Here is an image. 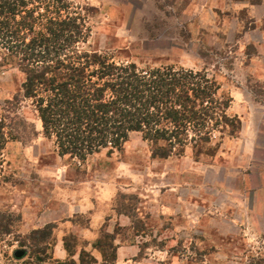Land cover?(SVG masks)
Wrapping results in <instances>:
<instances>
[{
  "label": "rangeland",
  "instance_id": "374dc122",
  "mask_svg": "<svg viewBox=\"0 0 264 264\" xmlns=\"http://www.w3.org/2000/svg\"><path fill=\"white\" fill-rule=\"evenodd\" d=\"M67 2L88 30L83 50L204 73L233 101L227 112L240 131L213 133L210 154L187 146L167 158L154 157L138 133L119 151L84 160L59 156L41 137L6 143L0 212L18 221L11 237H0V264H108L92 246L105 235L109 250L110 241L124 247L114 264H264V201L254 194L264 187V0ZM23 80L14 64L0 66V115ZM14 111L32 120L26 103ZM246 210L255 232L245 237L235 224ZM47 224L45 249L31 232ZM57 243L63 259L53 256Z\"/></svg>",
  "mask_w": 264,
  "mask_h": 264
},
{
  "label": "trees",
  "instance_id": "16d2710c",
  "mask_svg": "<svg viewBox=\"0 0 264 264\" xmlns=\"http://www.w3.org/2000/svg\"><path fill=\"white\" fill-rule=\"evenodd\" d=\"M68 8L67 0H0V66L14 64L24 75L20 93L0 115V155L10 141L41 137L59 156L84 160L103 150L119 151L138 133L154 147V157L167 158L187 146L197 154L214 152L213 133L237 136L240 120L227 112L231 98L212 78L172 65L115 62L83 50L88 30ZM20 103H26L31 121L14 111ZM11 216L0 212V237L12 236L18 218ZM51 225L32 230V241L50 247ZM102 239L104 245L100 239L92 246L105 263L114 264L118 246L110 241L109 250L113 238ZM64 247L69 256L65 241Z\"/></svg>",
  "mask_w": 264,
  "mask_h": 264
},
{
  "label": "crops",
  "instance_id": "0c3cea01",
  "mask_svg": "<svg viewBox=\"0 0 264 264\" xmlns=\"http://www.w3.org/2000/svg\"><path fill=\"white\" fill-rule=\"evenodd\" d=\"M253 30H254V28L252 29V31ZM232 103H233V101H231V104ZM230 107H231V105H230ZM230 107L228 108V111H229ZM230 115H232V114H230ZM254 194H256V196L258 197V200L263 199V201H264V187H260V189H258L257 192H255ZM224 207L226 208V205ZM80 211H82V210H79L78 212L80 213ZM223 211H225V209H223ZM72 213L75 214V212H72ZM222 213H224V216L226 215L225 212H222ZM241 213H242V215H241ZM241 213L238 215V218H237L238 222L235 224V227H236L237 231H239V234L241 232H243L241 234H243L245 236L246 233L251 234L252 232H255L254 231L255 230V224H253L252 222L249 221L250 218H251V216H252V212L249 211V210H246V212L243 211ZM66 214L69 216V214H71V212L68 211ZM220 215H222V214L221 213L220 214L218 213L217 215L215 214L214 217H216V218L219 217L220 218ZM68 216H66V217H68ZM57 218H59V216ZM229 218L232 219V217H230V216H229ZM56 220H58V219H56ZM231 223H233V222H231ZM31 228H32V226L28 227V230L31 229ZM262 228H264V227H262ZM61 245L62 244L57 243L54 246V248H53V256H54V258H57V259H63L64 258L65 253H64ZM123 249H124V247H122V246L117 247V250H116V259L119 260V256H120V254L122 255Z\"/></svg>",
  "mask_w": 264,
  "mask_h": 264
},
{
  "label": "water",
  "instance_id": "95a60500",
  "mask_svg": "<svg viewBox=\"0 0 264 264\" xmlns=\"http://www.w3.org/2000/svg\"><path fill=\"white\" fill-rule=\"evenodd\" d=\"M22 254H23L22 251H16V252L14 253V256H15V257H20Z\"/></svg>",
  "mask_w": 264,
  "mask_h": 264
}]
</instances>
